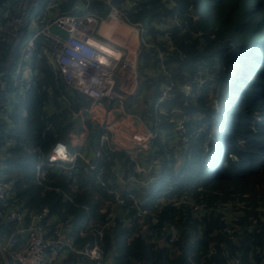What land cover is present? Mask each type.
Wrapping results in <instances>:
<instances>
[{
	"label": "trees",
	"instance_id": "trees-1",
	"mask_svg": "<svg viewBox=\"0 0 264 264\" xmlns=\"http://www.w3.org/2000/svg\"><path fill=\"white\" fill-rule=\"evenodd\" d=\"M125 1L117 0L122 6ZM129 1L134 2L127 8L129 20L144 23L147 40L165 55V69L155 71L152 50L139 45L138 88L126 96V107L146 116L156 130L150 150L154 179L140 187L121 184L112 170L114 159L121 174L131 173L132 164L124 152L104 147L98 158L77 159L76 171L49 167L42 182L37 180L38 156L60 139L62 122L88 102L40 58L34 60L25 98L10 116L13 143L5 173L14 179L15 202L30 212L47 207L55 220L68 218L82 245L93 237H80L73 226L86 217L101 223L111 210L107 190L119 187L123 195L145 199L141 207L147 211L138 215L130 199L114 208V223L99 239L110 264H227L234 259L264 264V0ZM91 8L97 14L106 10L101 0H92ZM156 33L165 39L157 41ZM167 85L169 92L155 107ZM178 123L181 145L174 143ZM89 129L87 145L98 148L101 130L91 123ZM95 160L104 169L105 186L90 167ZM102 198L109 202L105 208L99 207ZM182 198L187 203H173ZM202 202L211 209L197 216L190 203ZM170 226L178 230L171 242Z\"/></svg>",
	"mask_w": 264,
	"mask_h": 264
},
{
	"label": "built area",
	"instance_id": "built-area-1",
	"mask_svg": "<svg viewBox=\"0 0 264 264\" xmlns=\"http://www.w3.org/2000/svg\"><path fill=\"white\" fill-rule=\"evenodd\" d=\"M101 2L107 8L103 18L92 11V0H47L42 5L41 0H13L0 12V264H110L99 239L104 230L114 223V208L123 204L125 199H130L138 208V215L147 211L141 207L145 199L138 200L132 192L123 195L119 187L109 188L111 210L105 211L103 221L97 225L92 217L80 222L78 235L93 237L80 245L71 233L68 218L63 221L51 218L47 207L38 212L20 207L14 198V179L2 175L7 166V148L13 143L9 135L12 124L2 123L3 120L10 121L12 112L9 80L23 84L21 102L35 73L34 60L43 58L67 86L89 101L88 107L81 108L77 113L85 112L100 125L99 147L93 157L98 158L104 147L124 152L132 164V171L124 177L119 176L123 185L140 187L154 179L153 161L145 166L139 159L152 149L156 130L146 123V116H139L133 111L125 112V95L132 93L136 87L137 54L99 38L102 36L103 21L110 18L135 29L140 35V42L152 50L150 56L156 59L155 71L165 69V55L157 44L147 40L144 23L129 20L127 8L134 2L126 0L123 4L126 7L117 0ZM165 37L161 33L155 35L157 41ZM184 87L190 88V83L186 82ZM170 88V85L164 87L155 107L165 99ZM103 100L115 102L119 114L116 116L112 107L101 108ZM80 148L58 139L48 152L38 156L34 164L37 180L42 182L49 167L76 171L77 159L89 162ZM90 167L98 170L96 181L105 186L107 181L99 161L95 160ZM64 198L70 199L67 195ZM173 203H187V200L178 199ZM190 206L197 216L211 209L205 202L190 203ZM230 219L233 221L235 218ZM168 229V241H174L178 230L173 226ZM226 230L230 231L229 226ZM227 264H239V261L234 259Z\"/></svg>",
	"mask_w": 264,
	"mask_h": 264
},
{
	"label": "crops",
	"instance_id": "crops-1",
	"mask_svg": "<svg viewBox=\"0 0 264 264\" xmlns=\"http://www.w3.org/2000/svg\"><path fill=\"white\" fill-rule=\"evenodd\" d=\"M127 27L128 26H126L125 24L118 23L115 20L110 19V18H106L102 23V28H101V35L102 36L99 38H102L103 40H107L115 46L127 48L130 53L137 54L138 48L140 45V39L138 38L139 35L137 34L135 29L130 28V27H129V29H127ZM120 28H122V31H124L128 34V36L126 38H122V37L117 35V30ZM132 93L130 92L129 94H132ZM129 94H126L125 96H127ZM87 103H89V101ZM101 103H102L100 105L101 108H103L104 106L106 108L112 107V111L114 110L116 113L115 115L117 116L119 114L118 110L115 108V106L117 105L115 102L108 103V102H105L103 100ZM135 105H136V103L133 102L132 107H134ZM87 107H88V104L86 106H84V109ZM130 111L135 112L139 116H144V115L140 114L138 111H136V110L134 111L132 108H128L125 106V112L127 113ZM77 112L78 111L72 113L65 121L62 122L61 126H62L63 132H62V135L60 136V139L65 140L66 142H68L70 145H73V146L79 145V147H81L80 148L81 151H83V153L86 154V156L89 158V160H91L92 158H95V157H93V153L95 152L96 148H93V147H90L87 145V140H88V137L90 135L89 124L90 123L94 124V125L98 126L99 128H100V125L97 121H95L93 119L91 120V118H89L85 112H82V113L81 112L77 113ZM100 130H101V128H100ZM99 134H100V132H99ZM98 138H99V135H98ZM150 157H151L150 152L148 154L146 153L144 155V157L139 159V162L142 165L147 166V165H149ZM94 162L95 161H93L92 163H94ZM119 167H121V164H120L118 158H115L114 164L112 165V168H113L112 170L115 172L114 176L119 178V176H122L123 174H126L127 172L129 174V171H127V170H124L123 174L118 173L121 170L117 171L116 168H119ZM95 196H97V195L95 194ZM102 199L104 200V198H102ZM104 202H106V203L105 204L99 203L100 208H102V207L105 208L107 203H109L106 200H104Z\"/></svg>",
	"mask_w": 264,
	"mask_h": 264
},
{
	"label": "rangeland",
	"instance_id": "rangeland-1",
	"mask_svg": "<svg viewBox=\"0 0 264 264\" xmlns=\"http://www.w3.org/2000/svg\"><path fill=\"white\" fill-rule=\"evenodd\" d=\"M47 2V0H41V5L42 4H44V3H46ZM106 13H107V9L105 10V12H104V14L103 13H101V14H98V16H99V18H103V17H105L106 16ZM127 29H129V27H127ZM135 31V30H134ZM135 33V32H134ZM117 35L118 36H120V37H122V38H126L127 36H128V34L126 33V32H124V31H122V28H120V29H118L117 30ZM26 36H28V33L26 34ZM138 38L140 39V35L138 36ZM141 40V39H140ZM140 44H141V42H140ZM206 76H209L208 74L206 75ZM138 77H137V82H136V87H134V91L138 88ZM130 87V89L132 88V86L130 85L129 86ZM8 89H9V92H10V94H11V97H10V105H11V107H12V112H13V114H14V111L17 109V107L19 106V103H20V99H22L21 98V94H22V91H23V84L22 83H19V82H16V84H15V81H13V80H10V83H9V86H8ZM187 91H189V93H191V91H190V88H187L186 89ZM134 91H133V93H134ZM188 94V93H187ZM209 95H211L210 94V92L208 93ZM138 101V103H141V99H139V98H137L136 99V102ZM88 105H89V103H87ZM124 104H125V106L128 104V102H127V98H125V101H124ZM142 106V105H141ZM138 113V112H137ZM139 114V113H138ZM14 119V116H12L11 117V120H13ZM10 121L9 120H3L2 121V123H9ZM157 123H159L160 122V119H157V121H156ZM146 123H149V121H148V119H147V121H146ZM175 128V130H178L177 132H176V134H178V136H176V140L174 141V143H178V145H181L182 144V142H183V139H181V135L183 134L182 133V131H181V124L180 123H178V124H176V126L174 127ZM152 129V128H151ZM161 133L162 134H164L165 133V130L163 131H161ZM149 153V152H148ZM147 153V154H148ZM153 156V155H152ZM152 161H153V163H152ZM156 162V160L153 158V157H150V163H152V164H154ZM2 175H6V173H5V171H3V173H2ZM142 180H145L144 178H142ZM118 181L121 183V181H120V178H118ZM154 190V189H153ZM94 196H95V194H94ZM184 198H182V200H183ZM105 200V199H104ZM104 200L102 199L101 201H100V203H103V204H105L106 202H104ZM78 227H79V224H76V225H74L73 226V230H76V229H78Z\"/></svg>",
	"mask_w": 264,
	"mask_h": 264
},
{
	"label": "water",
	"instance_id": "water-1",
	"mask_svg": "<svg viewBox=\"0 0 264 264\" xmlns=\"http://www.w3.org/2000/svg\"><path fill=\"white\" fill-rule=\"evenodd\" d=\"M13 0H0V12L3 8H5V6L7 4H9L10 2H12ZM108 261H110V259H108ZM56 264H62L61 262H57Z\"/></svg>",
	"mask_w": 264,
	"mask_h": 264
}]
</instances>
